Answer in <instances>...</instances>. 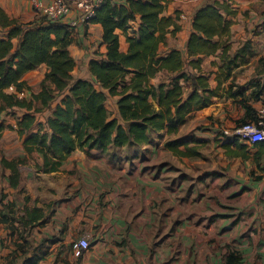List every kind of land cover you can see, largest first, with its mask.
Listing matches in <instances>:
<instances>
[{"label": "crops", "instance_id": "obj_1", "mask_svg": "<svg viewBox=\"0 0 264 264\" xmlns=\"http://www.w3.org/2000/svg\"><path fill=\"white\" fill-rule=\"evenodd\" d=\"M211 1L170 0L165 14L175 15L179 11L182 28L174 36L168 35V43L160 47V55L177 48L188 60L187 43L195 13ZM220 1H228L235 10L229 16L233 21L229 54H239L243 60L223 86L231 82L247 85L250 91L248 89L246 94L251 95L255 89L251 83L259 81L264 86V0ZM0 6L23 26L43 21L32 0H0ZM78 13L73 8L65 23L77 18ZM139 23L138 17L132 22L133 30L138 29ZM71 31L73 42L70 51L77 64L72 83L85 79L99 88L89 63L93 58H102L101 54L106 51V45L102 43L103 27L90 21L84 26L71 28ZM118 32L121 50L126 52L129 47L126 35L121 30ZM6 35L7 29L0 26V38ZM13 41L15 45L18 43V39ZM220 64L218 55L204 57L203 71L210 74L212 87L217 86ZM47 70L48 66L42 64L25 75L32 88L25 92V96L30 98L32 92L40 90ZM186 70L195 72L188 65ZM170 77L171 74L163 70L152 82L169 81ZM109 98L115 102L112 116L120 118L118 97L108 94ZM58 103L56 100L45 111L46 117ZM251 103L256 108L264 104V92L258 99L252 98ZM12 112H17L18 117L0 113V125H5L0 139V210L7 214L4 204L14 202L17 216L23 215L27 205L25 195L29 194L31 201L28 205L43 206L48 221L46 218L42 226L30 229L25 235V243L17 233L11 235L9 223L0 220V264H23L26 258L35 254L42 256L36 264H228L232 253L239 257L235 264H264V151L258 155L264 149L263 145L249 146L247 157L228 155L237 159L235 169L240 160L245 159L248 173L230 170L224 177L223 186H210L212 181L216 184L219 179L210 176V181H205L207 185L189 189L186 202H181L179 182L174 185L181 157L167 147V142L189 135L186 128L196 119L203 124L233 127L237 115L245 116V109L231 97H216L210 106L196 111L187 119L177 133L167 135L169 138L164 142L152 138L150 143L140 145L143 150L139 158L133 159L136 154L124 156L127 146L116 147L122 149V155L112 152L113 146L77 149L62 163L60 170L53 173L37 171L35 165L42 162L41 156L37 152L27 153L16 130L17 119L25 110L14 109ZM41 119L46 122L44 117ZM207 128L213 130L212 126ZM215 135L213 132L209 136L212 142ZM195 137L197 142L205 143L207 140ZM153 143L157 147L152 146ZM160 144L164 145L163 149L159 148ZM164 152L168 154L166 159L161 154ZM3 156L10 160L28 158V163L20 166L17 188L10 184V170L3 166ZM251 160L263 170L262 178L251 177ZM168 162L175 163V171L167 168ZM47 175L70 177V182L67 183L68 178L64 182L63 177L47 186ZM167 178L171 179L170 183ZM233 180L235 182L230 184ZM53 188L60 192L59 201L52 207L53 213L47 215V190ZM2 194L6 196L3 201ZM245 199L251 201L246 208L243 204ZM15 224L17 227L20 225L18 221ZM215 228H220L221 232L216 233ZM85 236L91 242L88 250L79 245ZM232 241L235 247L230 245Z\"/></svg>", "mask_w": 264, "mask_h": 264}, {"label": "trees", "instance_id": "obj_2", "mask_svg": "<svg viewBox=\"0 0 264 264\" xmlns=\"http://www.w3.org/2000/svg\"><path fill=\"white\" fill-rule=\"evenodd\" d=\"M169 2L102 0L90 20L102 25V43L106 45L102 58H93L89 63L99 88L85 79L72 83L77 64L70 51L73 37L67 23H46L42 18L43 21L23 26L0 6V26L7 29L6 37L0 38V113L25 110L17 119L16 130L27 153L37 152L41 156L42 162L35 165L38 172L59 171L62 163L77 149L140 146L150 143L153 134L158 133L160 137L175 134L196 111L224 95L245 109L242 123L257 119V108L251 99H258L263 94V84H254L251 95L246 94L247 85L231 82L223 86L243 62L239 54H229L233 24L229 16L235 13L231 4L213 0L196 11L186 61L177 48L166 55L159 53L160 47L168 43V35L174 36L182 28L179 11L175 15L165 14ZM138 17V29L133 30L132 22ZM118 30L126 35L129 43L126 52L121 50ZM132 30L134 34L131 35ZM14 39H18L16 45ZM210 55H218L221 60L216 87L211 86L210 74L202 67L204 57ZM42 64H46L48 70L41 88L28 98L25 92L32 88L25 75ZM187 65L195 72L187 71ZM163 70L171 74L170 80L154 84L152 80ZM108 94L118 97L120 118L109 116ZM59 97V103L51 110L45 124L37 122V113L51 108ZM8 127L14 129L12 125ZM3 129L4 124H1L0 139ZM223 141L227 155L248 156L249 146L236 137ZM259 144L264 146V141L254 146ZM167 147L180 157L201 156L200 149L192 146L187 136L169 140ZM263 151L261 149L258 155ZM27 161V157L10 160L3 156L2 164L10 170L12 187L19 186L20 166ZM5 197L2 194L1 200ZM25 201L24 214L19 216L14 202L4 204L7 214L0 210V220L9 223L11 235L17 233L26 243L25 235L29 230L42 226L48 216L43 206L28 205L29 194L25 195ZM21 246L25 248L22 243ZM41 257L35 254L26 258L23 264H36ZM238 261L239 257L234 253L228 258V264Z\"/></svg>", "mask_w": 264, "mask_h": 264}, {"label": "rangeland", "instance_id": "obj_3", "mask_svg": "<svg viewBox=\"0 0 264 264\" xmlns=\"http://www.w3.org/2000/svg\"><path fill=\"white\" fill-rule=\"evenodd\" d=\"M252 80H254V79H252ZM258 83H259V81L255 82L254 84H258ZM254 84L251 83V87H253ZM189 88L190 87H187V89H189ZM247 88L249 89L250 87H247ZM258 88L260 89L261 86H259ZM248 91H250V89ZM60 99L61 98L59 97L57 100L60 101ZM107 107L109 110V116L111 117L114 113L113 111H114V107H115V102L113 101L112 98H109L107 100ZM45 111L47 112V109ZM45 111H43L41 113H37V115H36V116H38L37 122H41L43 124L45 123L43 121V119H41L43 117L45 119L47 118L45 115ZM10 114H11V116H14V118L18 117L17 112H12ZM243 117L244 116H238L237 115V117H236L237 122L233 127L222 126L220 124H218V126H214V123H212L211 125L210 124H203V123H200L198 119L192 121L191 125L188 124L186 131L189 133V135H187V138L189 139L190 144L192 146L199 148L202 151V153H201L200 157H181L180 158L179 165H178L179 171H177V174H178L177 182L174 181V185H177V183L179 182V188H180V192H181V195H180L181 202L182 201L186 202V198L188 196L189 189H193L197 186L202 187V186L207 185V183L205 181L206 180L210 181V179H209L210 176L216 177L219 179L216 181V184L212 181V183L209 185L215 186V187H220V186L225 185L224 181L226 179L224 177L226 176V174H228V172H230V170L233 169V170H236L238 172L245 171L243 173H248V170L246 168L247 163L245 161H243L245 159H241L239 162L240 164L235 169V166H236L235 160H237V159H233L234 157H229L226 154L225 147L223 146V140L233 137V135L231 134V130L235 126H238V124L243 122ZM39 120H41V121H39ZM1 124H3V123H1ZM36 126L38 127V125H36ZM211 126H212L213 130L209 131L207 127H211ZM194 131H195V133H194ZM213 132H215L216 135L213 137L215 140L212 142L210 140L209 136H211V133H213ZM195 136H197L198 138H203V139H207V140H204V141H206L205 143L204 142H197ZM152 138L155 140H163V142H164V140L169 138V136L165 135L164 137H162V136L160 137V134L156 133V134L152 135ZM162 145L163 144L159 145L160 149H163L164 145L163 146ZM152 146L157 147L155 143H153ZM111 149H112V152H114L116 154H118V153L121 155L123 154L121 152L122 149H117L114 146L111 147ZM118 150H120V151H118ZM142 150L143 149L140 146H136V147L127 146L126 149L124 150V152H126L124 154V156L130 157L133 154H136V156H133V159H136V158H139L140 151H142ZM165 151H166V148H165ZM161 154L163 156H165L164 159H166L168 154L165 152L161 153ZM27 163H28V161H27ZM27 163H25L24 165H26ZM250 163H251V166H253V168H252L253 170L251 172V177H253L255 179L262 178L263 177V174H262L263 170L258 165L257 166L254 165V161L251 160ZM232 165H233V167H232ZM167 168H169V169L173 168V170L175 171V169H176L175 163L171 164V162H168ZM63 177H64V182H66L65 178L66 179L68 178L67 183L70 182V177H66V176H62V175L51 177V175H47V186H49L51 184V182H58ZM169 178H170V176H169ZM169 178H167V179H169ZM170 181H171V179L168 180V183H170ZM220 182H222V183H220ZM234 182H235V180L231 181L230 184H232ZM59 193L60 192L54 188L51 191L47 190V200L49 198V200L47 201V215L53 213L52 207L58 203ZM250 203H251L250 200L245 199L243 201L245 208L248 207ZM215 229H217L216 233L219 234L221 232L220 228H215ZM230 245L235 247V242L232 241L230 243Z\"/></svg>", "mask_w": 264, "mask_h": 264}, {"label": "built area", "instance_id": "obj_4", "mask_svg": "<svg viewBox=\"0 0 264 264\" xmlns=\"http://www.w3.org/2000/svg\"><path fill=\"white\" fill-rule=\"evenodd\" d=\"M33 6L45 22H64L73 8L78 10L77 18L67 24L70 28L79 25L84 26L95 16L96 9L102 0H32ZM125 1V0H122ZM231 134L240 142L248 146H254L256 143L264 141V104L257 107V119L247 121L231 130ZM79 245L82 249L88 250L91 242L88 237L81 238Z\"/></svg>", "mask_w": 264, "mask_h": 264}]
</instances>
